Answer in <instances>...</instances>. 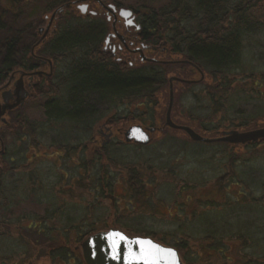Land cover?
Here are the masks:
<instances>
[{"label":"trees","instance_id":"trees-1","mask_svg":"<svg viewBox=\"0 0 264 264\" xmlns=\"http://www.w3.org/2000/svg\"><path fill=\"white\" fill-rule=\"evenodd\" d=\"M10 1L8 4L12 6L4 7V12L0 14V84L3 83L8 72L12 69L32 64V59L28 55L29 52L23 50L22 46L33 42L29 36L33 38L34 33L30 35L32 33L31 28H19L17 26V19L19 18L17 16L20 12L17 15V9L14 8L20 5L18 0ZM62 1L52 0L54 3L51 6L56 7ZM260 9H262L260 13L264 17V0H167L159 8L148 6L146 10L141 12L136 9V12L139 15L138 21L143 38L152 41L158 39L167 43L173 52L194 62L204 71L207 78V82L204 84L206 90L204 97L220 108L223 106L226 95L234 90V76L237 75L236 69L245 56L246 39L264 33V19L251 16L252 10ZM90 25L82 23L79 17H74L71 21H67L65 26L60 27L63 28V31L49 43V45L58 46L51 54L59 53L62 55L71 49H76L81 54V60L76 59L75 62L78 67L72 69L71 74L67 76L63 84L66 85V97L64 99L49 97L45 104L47 112L44 123H35L27 119L21 123L22 127L16 124L19 131L23 129L21 139L25 145L24 148L29 146L27 142L38 143L35 144L37 146L45 145L40 142L44 129L53 130L57 128L55 131H60L63 134L70 132L69 130L72 132L80 130L86 135L84 141L69 146L62 144L64 142V140L61 141L62 138L54 137L51 148L53 147L57 151L55 154L57 156L54 155L49 159L44 158L45 160L40 159L33 166L31 162L26 161L28 153L23 155L24 151L21 156L18 155L13 161H9L6 155L2 156L0 163V242L3 241L2 246H5L6 242L16 244L17 247L15 246V248L17 249L14 250L12 249L14 246L8 245L5 248H0L2 250L0 252V264H22L23 262L26 263L30 257V242L20 237H18L19 239L10 237L9 230L5 229V226H11L9 223L11 221L10 216L13 214V207L18 206V202L24 198L26 201L36 203V205L45 202L48 207L41 216L19 218L20 223L15 222L14 227L26 229L30 234L48 236L49 239L55 241L51 245L53 248L50 251V258L60 260L64 264L70 263L72 252L69 245L74 242H81L85 237L98 230L93 225V221L97 218L92 217L94 214H91L90 206L93 207L92 211H94L95 203L99 202L98 198L111 199L113 197V182L108 176L109 169L107 167L104 169L103 164L99 163L101 161L99 156L93 155L91 160L84 154L80 155L76 161L71 158L75 152H79V149L83 152L81 147L84 148L85 142L93 140L94 132L90 130L93 129V121L102 118L105 112L113 108L119 112L124 111L125 115L119 119H129L130 116L137 118L140 114L133 116V112L138 111L140 105L145 108L140 113L151 118L149 125L155 126L156 124L155 120L159 109L155 97L157 91L166 83L164 66L150 63L148 66H141L135 70H122L115 65L112 66L108 60L93 59L90 61L87 55L91 51L98 50L97 48L103 41L107 30L104 24L102 26L96 25V23ZM89 29L90 31L91 29L102 30V32L89 35L69 31L79 30L86 33ZM24 30L29 34L25 33ZM66 61L72 62V57ZM194 97L196 100L198 99L196 95ZM131 104H133V108ZM176 114V107H173L172 118L174 121L177 120L175 119ZM195 115L188 112L186 120L182 121L183 124L190 125V122L195 120L198 123L199 132H210L208 134H211L212 137L220 131H224L218 126L207 127ZM120 117H122L121 113ZM116 119L115 117L112 122H115ZM252 123L251 119L246 117L234 126L247 130L243 128L251 126ZM67 125H73V127L70 129ZM259 143L242 146V148L250 147L253 149ZM225 144L228 145V143ZM127 145L122 142L116 146L126 147ZM135 146L144 149L152 145L149 144L144 148L139 145ZM60 153L61 155H59ZM105 156L108 161H111L108 155L105 154ZM230 156L231 154H228V158ZM239 160H241L239 156H234L233 160L230 159V164ZM44 162H48L50 165L48 164V167L42 166ZM98 163L99 165H97ZM134 165L126 166L129 170L127 179L123 180L126 190L125 200L136 203L138 206L143 205L142 202H139L142 200L146 202L148 209L154 211L153 198L149 197L145 188L147 178L151 177L152 174L151 167H142L141 163L140 166L139 164ZM137 166L142 169L136 168ZM63 168L70 171L71 181L78 185L74 197L66 194L69 199L61 200L65 193L61 191L64 179ZM51 177L53 179H50ZM83 188L91 193L90 197H84ZM80 198L85 201L83 204L85 211L82 216L74 217L72 214L75 212L76 204L70 202ZM148 209L143 213H138H149ZM135 213L125 217L120 215L119 218L131 217L133 219ZM87 219H89L88 222ZM24 222L25 225H23ZM83 227L87 230L82 231ZM254 227L252 230L249 228L247 230L240 229L236 234L239 235L240 240H258L254 233L258 225H254ZM137 231L156 238L155 232L152 230L144 232L139 229ZM231 231L228 230L227 232L233 233V230ZM217 233H221L218 227L215 237L206 236L194 249L204 246L207 254L214 258L221 251L219 247L224 245L223 238H220L222 234L218 235ZM173 236L174 233L164 232L163 237L157 239L164 244L177 248L184 264H204L203 261H200L202 252L191 250L190 235L183 233L175 239L172 238ZM169 239H173V241L171 242ZM18 251L24 255L13 262ZM243 260L244 264H254L255 260L257 264H264V258L252 259L250 257Z\"/></svg>","mask_w":264,"mask_h":264},{"label":"rangeland","instance_id":"rangeland-1","mask_svg":"<svg viewBox=\"0 0 264 264\" xmlns=\"http://www.w3.org/2000/svg\"><path fill=\"white\" fill-rule=\"evenodd\" d=\"M114 1L123 7H132L141 12L146 10L148 6L159 8L167 2V0ZM9 2L11 1L0 0V14L4 12V7L12 6L8 4ZM18 2L20 6L14 8L15 10L17 9V15L20 12L17 16L19 17L17 19V26L19 28H31L32 33L30 35L33 33L36 35V32L38 36L42 34L46 26V21H44L45 16L47 19L50 18L55 8L51 6L54 2L52 0H18ZM260 11L262 9L252 10L251 16L263 20L264 17ZM68 17H70V14ZM68 17L60 15L54 22L56 25L58 24L59 26L61 24L63 27L66 25L64 22L71 20ZM40 27L43 28L41 31H38ZM108 27L110 28V25ZM24 31L29 34L26 30ZM29 37L31 41L38 38L37 35L35 38ZM51 52L53 51L46 50L47 55L52 56L54 59L55 76L57 78L61 76L65 77L64 64L69 56L65 58V54H51ZM244 52L243 61L236 69L237 75L234 76V90L226 95L225 100H223V106L220 108L213 105L212 102H209L204 97L206 95L204 84L207 82L205 75L201 81L202 83L194 86L173 81V107H176L177 111L175 123L183 124L182 121L186 120V115L190 112L191 114H196L195 117L200 119L202 124L207 127L218 126L219 129H237L240 131L242 129L235 128L234 124H239L244 118L248 117L253 123L251 126L243 129H250L254 126L263 128L264 33L253 35L246 39ZM74 54L78 56L77 52H74ZM172 57L175 58V56ZM137 63L138 60L135 64ZM173 65L165 68L166 83L156 93L155 98L159 110L155 126L160 129L152 134L151 147H143L144 149H142L137 148L135 145L133 146V144H128L126 147L116 146L124 142V130L130 125L150 124L151 118L146 114L142 115L140 113L142 110H145L140 105L138 106V111L133 112V116L140 114L137 118H131L130 116L129 119H119L125 115L124 111L119 112L113 108L105 112L102 118L93 121V129L90 130L94 132V141L85 150L81 147L83 152L79 149L77 156L84 154L89 157V160H91L93 155L99 156L101 158L99 163L103 164L104 169L105 167L109 169L108 176L113 182V197L111 199H102L100 197L98 198L99 202L94 205V211H92V206L89 208L91 209V214H94L92 217L94 219L97 218L93 221V225L98 230H107L111 227L118 228L125 231L128 235H145L143 232H138L137 230L139 229H142L144 232L152 230L155 232L154 236H156V239L162 238L164 232L174 233L172 237L174 239L183 233H187L191 236L189 241L191 250H200L202 252L200 261H203L204 264L208 262L209 264H244L243 259L246 258L263 259L264 141L257 144L258 146L256 145L253 149L250 147L242 148L239 144L233 145L234 143H228L226 146L224 142H199L191 140L182 131H176L168 128V126H164L165 122L163 121L169 99V77L171 75L184 78H188L191 75L193 78L199 77L197 72L188 74L189 70L181 64ZM55 80L57 79L55 78ZM46 85L47 82H44L41 90H38V88L33 90L15 114L16 116L12 117V131L9 128L3 127V139L8 152L15 154L23 147L18 142L21 139V132L16 124L22 127L21 123L27 119L35 123H44V108L48 100L47 96H53V93L50 92L53 86L46 87ZM195 95L198 98L197 100L194 97ZM134 105H136V102H134ZM131 106L133 108V104ZM120 113L122 117H120ZM115 117L117 119L115 122H112ZM109 119L111 121H108ZM190 123L192 129L201 135L207 137L211 135L208 134L210 132H199V126L195 120ZM67 127L71 129L73 125H67ZM56 129H44L40 140L42 144H45L44 146L51 147L54 137L62 138L61 141L64 140L62 144L69 146L80 141L83 142V139L86 137L80 130L73 132L69 130L70 132L63 134L60 131H55ZM221 133L222 131L216 135ZM104 142L108 143L105 147ZM54 150L51 148L45 149L42 145L34 151L36 154H40V157L49 159L52 157ZM105 154L110 157L112 162L106 159ZM228 154H231L229 158ZM234 156H239L241 160L230 164V159L233 160ZM140 163L142 167H151L152 174L150 175L151 177L147 178L145 188L149 197L153 198L154 211L148 209V205L142 200H139L140 203L142 202V206L125 200L126 190L123 180L127 179L129 170L126 166H135L134 164H139L140 166ZM48 164V162H44L42 166L48 167ZM112 164L113 166H111ZM139 166L136 168L142 169ZM65 168H63L64 179L63 187L61 188V191L65 193L64 196L62 195L61 200L69 199L66 194L73 195L74 197L75 192L77 193L76 186L78 184L71 181L70 171ZM50 179H53V177ZM57 191L59 190L57 189ZM83 192L84 197H90L91 193L87 189L83 188ZM70 203L76 204L75 212L72 216H82L85 211L83 205L85 201L80 198L79 200L73 199ZM47 207L45 202H40L36 205V203L26 201L25 198L21 202H18V206L13 207V214L10 216L11 221L9 223L11 226H5V229L9 230L10 237H20L21 239L28 240L31 246L29 250L30 257L26 263L23 262L22 264H64L60 260L50 258V251L53 248L51 245L55 241L49 239L46 235L30 234L26 229H20L18 226L14 227L15 222L20 223L19 218L41 216ZM147 209L149 213H138H143ZM133 212L137 213H135L133 219L131 217L123 219V217ZM120 215L123 217L119 218ZM88 220L86 221L88 222ZM23 225H25V222ZM254 225H258L257 230L254 232L258 240H240L239 235L236 234L238 230H247V228L252 230L255 228ZM217 227L221 230V233L217 234H222L220 238H223L222 242L224 244L222 247H219L221 249L220 253L211 258L204 246L194 249L202 241L201 239L206 236L215 237ZM84 230L87 229L83 227L82 231ZM228 230H233V233L227 232ZM166 237L169 238L168 236ZM169 241L172 242L173 239H169ZM2 243L3 241L0 242V248H5L8 245L10 247L14 246L12 248L14 250L17 249L15 248L16 244L11 242H6L5 246H2ZM69 248L72 252V258L70 259V263L67 264H85L80 242L71 243ZM23 255V253L18 251L13 262L22 258ZM254 264H257L256 260Z\"/></svg>","mask_w":264,"mask_h":264},{"label":"flooded vegetation","instance_id":"flooded-vegetation-1","mask_svg":"<svg viewBox=\"0 0 264 264\" xmlns=\"http://www.w3.org/2000/svg\"><path fill=\"white\" fill-rule=\"evenodd\" d=\"M60 6H62V9L55 14L54 18L51 21H50L51 16L48 19L45 16L44 21H46L45 23L46 26L44 32L39 36L36 32L38 38L36 39L35 38L36 35H35L34 36L35 40H33L31 44H23L22 46L23 50L29 52L28 55L31 56L32 64L31 65L26 64L17 67L15 69H12L11 71L8 72L3 83L0 85V97L3 92H7L8 105L14 103L16 100V95L14 93L15 83L19 81L22 87L28 92V95L25 98V100L31 95V92L33 90L37 88L38 90H41L42 86H44V82H47L46 87L53 86L50 92L53 93L54 97L58 99H64V97H66V90H65L66 85L63 84L67 76L71 74L72 69L78 67L75 64V62L76 59L81 60L80 59L81 54H79V51H77L76 49H71L67 53H65V58L68 56H69L68 58H70L72 55H74L72 57V62L65 61L64 64V69H65L64 72L66 73L65 77L61 76L57 78L55 76L56 74L54 68L55 65L54 59L52 56L47 55L46 50H51L54 52L55 48L58 47L55 46L54 44L49 45V43L53 39H56V37H58L60 33L63 31V28H60L61 24H59L58 26V24L56 25L54 22V20L58 19V16L60 15H65L68 17V15L70 14V17L68 18H70L71 20L74 17H79L82 23H88L91 25L96 23V25L102 26L104 24L106 26L107 28L106 34L103 38V41H101L99 47L97 48L98 50L91 51V53L87 55L90 61L93 59L94 60L103 59V61L108 60L112 66L115 65L122 70L138 69L139 67H141V63H152L156 65L170 64L172 66H174L173 64L175 65L181 64L184 68H187L189 70L188 74H193V72H197L199 74L198 78H193V76L191 75L188 77V79L195 82V84L200 83L197 82L201 78V74L199 70L191 64L176 62V61H180L181 58L177 55V53L171 50L168 44H164L162 41L158 39H154L153 42L151 39L143 38V36L141 35V30H137V25L140 24L138 21L139 20L138 12L135 13L133 12L134 14V18L132 20L133 24H128L129 18L125 19L123 16L120 15V9L125 7H122L119 3L115 2L114 0H63L62 3L58 5V7ZM58 7L54 8L53 11ZM82 7H85L86 9L84 13L81 11ZM108 25H110V28L108 27ZM40 28L42 30L43 27ZM40 28L38 31H41ZM69 31L71 33L78 32L80 34H89V35L98 34L99 32H102V30H93V29H91V31L90 29L87 30L86 33H82L79 30H69ZM74 52H77L78 56H75ZM172 56H175V58H173ZM141 58H145V59L148 58L154 61L144 60L142 62ZM137 60L138 63L135 64ZM177 70L179 71V69ZM55 78L57 80H55ZM47 97L49 99V96ZM25 100L23 101V103L5 110L4 117L6 119V123H5L7 125L6 128H9L11 131L13 130L12 117L16 116L15 114L22 107ZM0 104H2L1 98H0ZM46 112L47 110L45 106L44 117ZM10 123L11 125H9ZM1 124L3 123L0 121V140L3 143V152L1 157L3 155H6L9 161L10 160L13 161V159L14 158L16 159L18 155L21 156L22 152L24 151L23 155L24 154L26 155L28 153L27 155L28 157L26 161L31 162L32 166L36 161H39L40 159L45 160L44 159L45 157L42 156L40 157L39 156L40 154H36L34 151L35 149H38L40 147L35 145L38 143L27 142L29 146L24 148L25 145L23 144L22 139L18 140V142L23 145L21 150L17 151L15 154L8 152V148H6L4 143ZM20 132L23 133V129H20ZM91 143H92L91 140L87 144L85 142L83 145L84 150ZM43 147L45 149L51 148L44 145ZM51 149L54 148L52 147ZM56 153L57 151L54 150L52 157H54ZM61 153L59 155H61ZM77 155L78 153L75 152V155L71 157L72 160L76 161V159H78L80 156ZM56 156L57 155H55V157ZM33 157L36 158L32 159Z\"/></svg>","mask_w":264,"mask_h":264},{"label":"water","instance_id":"water-1","mask_svg":"<svg viewBox=\"0 0 264 264\" xmlns=\"http://www.w3.org/2000/svg\"><path fill=\"white\" fill-rule=\"evenodd\" d=\"M61 9L62 7H59L52 13L50 21L54 18L57 11ZM85 10V7L81 8L83 13ZM120 15L124 18H128L132 15V10L121 9ZM132 19L133 18H130L128 24H133ZM201 74L203 76L202 72ZM173 80L187 83L192 82L189 80H181L177 77L169 78V100L165 112V124L168 127L182 130L191 139L206 143L224 141L228 143L246 144L264 138V128L248 131L229 130L224 132L220 137H205L195 132L189 126L176 124L171 119ZM14 93L16 95V100L10 105L7 104V92L1 94L2 104H0V121L3 123L6 122L4 117L5 110L23 103L28 95L27 90L22 87L20 81L15 83ZM156 130V127H143L139 124L131 125L124 130V141L127 143L134 142L140 145H147L151 141L150 134L154 133ZM0 144H2L1 140ZM1 152L2 149L0 150V153ZM80 248L86 264H183L179 252L175 247L162 244L150 236L128 235L118 228H109L89 235L81 242Z\"/></svg>","mask_w":264,"mask_h":264}]
</instances>
